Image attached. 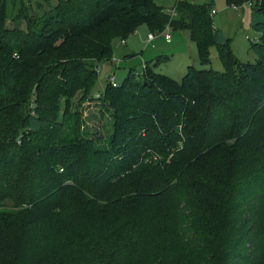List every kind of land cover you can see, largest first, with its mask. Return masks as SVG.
<instances>
[{"label": "trees", "instance_id": "obj_1", "mask_svg": "<svg viewBox=\"0 0 264 264\" xmlns=\"http://www.w3.org/2000/svg\"><path fill=\"white\" fill-rule=\"evenodd\" d=\"M242 62L215 0H0V264H264V6ZM188 30L203 65L181 81L131 68L99 99L100 65L140 25Z\"/></svg>", "mask_w": 264, "mask_h": 264}, {"label": "rangeland", "instance_id": "obj_2", "mask_svg": "<svg viewBox=\"0 0 264 264\" xmlns=\"http://www.w3.org/2000/svg\"><path fill=\"white\" fill-rule=\"evenodd\" d=\"M192 1L205 3L208 0ZM155 2L164 8L174 7L176 4V0H155ZM214 12V25L223 31L234 55L242 62H255L256 55L251 49V43L254 40L258 41L260 34L252 27L251 7L230 5L227 0H215ZM151 33L153 32L148 26L142 24L137 31L126 38L125 43L120 39L113 42L112 62H104L100 65L98 78L92 89V99L80 106L84 125L90 134L93 137H105L97 141V146L107 145L112 131L111 114L99 99L111 76L114 77L117 85H121L131 68L142 73L147 64H150L156 73L177 81H181L190 65L197 69L224 71L217 45L210 47L211 63L203 65L197 43L191 38L188 30L168 28L163 32L155 33V39L149 41ZM166 34L171 35L170 43L165 40Z\"/></svg>", "mask_w": 264, "mask_h": 264}, {"label": "built area", "instance_id": "obj_3", "mask_svg": "<svg viewBox=\"0 0 264 264\" xmlns=\"http://www.w3.org/2000/svg\"><path fill=\"white\" fill-rule=\"evenodd\" d=\"M177 1V0H176ZM166 12L170 13L171 15H175V8L174 7H170V8H167L166 9ZM168 29V28H167ZM155 33H151L149 35V41H152L155 39ZM165 40L166 42L170 43L171 42V35L170 34H166V37H165ZM122 43H125L124 40H122ZM109 82L113 85V86H118L115 81H114V77H110L109 78Z\"/></svg>", "mask_w": 264, "mask_h": 264}, {"label": "water", "instance_id": "obj_4", "mask_svg": "<svg viewBox=\"0 0 264 264\" xmlns=\"http://www.w3.org/2000/svg\"><path fill=\"white\" fill-rule=\"evenodd\" d=\"M261 6H264V0L261 1Z\"/></svg>", "mask_w": 264, "mask_h": 264}, {"label": "crops", "instance_id": "obj_5", "mask_svg": "<svg viewBox=\"0 0 264 264\" xmlns=\"http://www.w3.org/2000/svg\"><path fill=\"white\" fill-rule=\"evenodd\" d=\"M170 8V7H169ZM167 9V8H166ZM149 39V38H148ZM132 55H134V54H132Z\"/></svg>", "mask_w": 264, "mask_h": 264}]
</instances>
